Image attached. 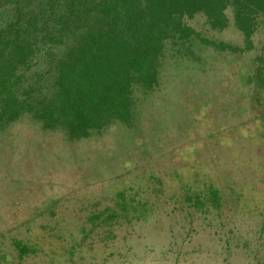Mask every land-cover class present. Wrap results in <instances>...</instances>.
Instances as JSON below:
<instances>
[{
  "label": "rangeland",
  "instance_id": "374dc122",
  "mask_svg": "<svg viewBox=\"0 0 264 264\" xmlns=\"http://www.w3.org/2000/svg\"><path fill=\"white\" fill-rule=\"evenodd\" d=\"M228 14L224 31L189 24L244 47ZM254 43L169 44L133 129L70 143L26 117L0 132V264H264V19Z\"/></svg>",
  "mask_w": 264,
  "mask_h": 264
},
{
  "label": "trees",
  "instance_id": "16d2710c",
  "mask_svg": "<svg viewBox=\"0 0 264 264\" xmlns=\"http://www.w3.org/2000/svg\"><path fill=\"white\" fill-rule=\"evenodd\" d=\"M230 9L244 47L208 39L189 24L204 15L224 31ZM261 19L264 0H0V132L26 117L70 143L116 123L133 129L135 90L160 87L169 44L197 40L244 55L256 48ZM253 81L264 91V66ZM211 192L219 203L218 190ZM15 246L21 259L31 253L22 242Z\"/></svg>",
  "mask_w": 264,
  "mask_h": 264
}]
</instances>
